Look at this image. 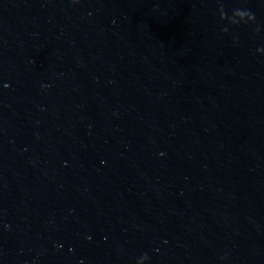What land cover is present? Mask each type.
I'll list each match as a JSON object with an SVG mask.
<instances>
[{"label": "water", "instance_id": "obj_1", "mask_svg": "<svg viewBox=\"0 0 264 264\" xmlns=\"http://www.w3.org/2000/svg\"><path fill=\"white\" fill-rule=\"evenodd\" d=\"M0 264H264V0H0Z\"/></svg>", "mask_w": 264, "mask_h": 264}, {"label": "clouds", "instance_id": "obj_2", "mask_svg": "<svg viewBox=\"0 0 264 264\" xmlns=\"http://www.w3.org/2000/svg\"><path fill=\"white\" fill-rule=\"evenodd\" d=\"M79 2V0H72V3L73 4H76V3H78ZM253 16V15H252ZM253 18H254V16H253ZM257 31H259V29H257Z\"/></svg>", "mask_w": 264, "mask_h": 264}]
</instances>
